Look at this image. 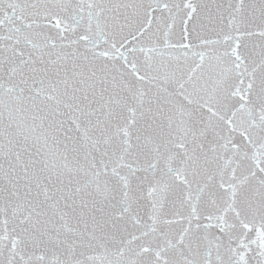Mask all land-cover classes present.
Segmentation results:
<instances>
[{
    "label": "snow or ice",
    "instance_id": "snow-or-ice-1",
    "mask_svg": "<svg viewBox=\"0 0 264 264\" xmlns=\"http://www.w3.org/2000/svg\"><path fill=\"white\" fill-rule=\"evenodd\" d=\"M0 264H264V0H0Z\"/></svg>",
    "mask_w": 264,
    "mask_h": 264
}]
</instances>
